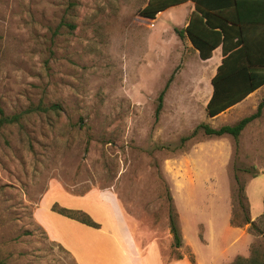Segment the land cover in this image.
I'll return each mask as SVG.
<instances>
[{
	"label": "rangeland",
	"instance_id": "rangeland-1",
	"mask_svg": "<svg viewBox=\"0 0 264 264\" xmlns=\"http://www.w3.org/2000/svg\"><path fill=\"white\" fill-rule=\"evenodd\" d=\"M145 4L0 0V112L61 108L60 117L50 111L23 115L20 124L0 130V257L6 264H76L51 239L72 237L65 224L73 227L70 220L51 211L55 203L93 208L96 218L88 215L117 247L115 197L137 247L157 242L162 261L172 256L167 194L178 215L181 252L198 264L247 257L258 240L245 228L229 227L224 214L230 218L233 167L259 173L246 196L250 213L262 212L264 114L237 145L230 136L208 138L198 126H232L254 114L264 94L238 104L249 107L209 118L205 106L217 57L201 61L187 39L167 27L185 24L184 8L151 26L138 15ZM120 251L125 256L128 250ZM126 254L122 264H153ZM81 258L110 264L101 253Z\"/></svg>",
	"mask_w": 264,
	"mask_h": 264
},
{
	"label": "trees",
	"instance_id": "trees-1",
	"mask_svg": "<svg viewBox=\"0 0 264 264\" xmlns=\"http://www.w3.org/2000/svg\"><path fill=\"white\" fill-rule=\"evenodd\" d=\"M188 1L194 4V10L188 16L186 26L183 29L174 27L173 32L178 38L185 37L188 40L201 61L210 59L212 52L220 47L221 62L210 80L211 95L205 106L206 115L215 118L264 86V0H146L138 15L146 20H154L160 12ZM167 88L168 83L157 97L156 117L161 111ZM263 110L264 101L258 104L254 114L232 126L213 129L200 124L198 129H201L208 138L230 136L237 145V139L244 128L260 117ZM49 111L60 117L61 108L57 104L50 107L39 105L12 116L0 112V130L20 124L23 115L37 112L48 114ZM239 173L249 174L250 179L259 175L258 172H250L247 169L232 168L229 186L231 207L229 226L236 229L245 228L248 234L258 240L251 244L247 257L237 255L231 262L225 264H264V198L262 214L252 221L245 192L249 179L246 181L240 178ZM167 207V228L171 239L172 256L162 264H173L185 258L191 264H195L193 254L181 252L182 236L178 215L168 194ZM51 211L89 228L100 229V225L81 210L66 209L55 203L51 206ZM0 264H6L1 257Z\"/></svg>",
	"mask_w": 264,
	"mask_h": 264
},
{
	"label": "crops",
	"instance_id": "crops-1",
	"mask_svg": "<svg viewBox=\"0 0 264 264\" xmlns=\"http://www.w3.org/2000/svg\"><path fill=\"white\" fill-rule=\"evenodd\" d=\"M179 8H184L185 9V13L183 14V17H184V20H185V24H183V26H181V27H178L177 25H175L173 23H169V24H167V27L168 28H172V29L174 27L177 28V29H183L186 26L188 16L194 10V4L192 2H190V1L182 3V4L174 6V7H170L168 9H166L165 11L160 12L156 16V18L154 20H149V21H157L158 18H161V17H163L164 15H167V14H171L172 12H175ZM164 21H168V20H164ZM194 53L197 54L196 51H194ZM215 56L217 57V62L214 65V69H213V72H212L213 75L215 74L217 66L221 62L222 54H221L220 47L215 49L212 52L211 58L215 57ZM263 94H264V86H262L261 88H259L258 90H256L252 94H250L242 102H244L246 99H249V98H251L253 96L256 98V97L261 96ZM242 102H240V103H242ZM246 107H249V105H238L237 104V105L233 106L232 108L228 109L227 111H225L224 113H222V114H220L218 116L221 117V116H224L227 112H229L231 110H237V109L241 110V109H244ZM263 114H264V110L262 111L261 116ZM248 125H250V123ZM247 126L244 128L242 133L246 130ZM223 137L213 138V139L215 141H219ZM261 173H263V172H261ZM256 178L249 179L247 181V184L251 180H254ZM247 184H246V187H245V192L247 191ZM99 191H101V190H99ZM103 191L106 192L108 190H102L101 192H103ZM260 197H261V199L263 201L264 190L260 193ZM115 198L113 199V204H114V207L117 210L116 213L118 212L117 213L118 214V216H117V220L118 221L115 220L116 222L113 223V228H118L119 231H117L118 235L116 234V237H114L112 239H114L116 243H119V245L117 247L113 246V242L111 240H105V237H103V236L106 234V232H104L102 228H100L98 230L92 229V228H89V227H87L85 225H82V224H80V223H78L76 221L70 220V219H68V220H70V223L73 224V227H74V229H75V231L77 233H75L73 227L71 225H69L65 221L66 229H68V230L72 229V232L70 233V235L72 237H65V235H61L60 237H58V236H53L52 237L51 236V239H53L54 242L55 241L56 242H60L63 245L64 250H66L69 254H71L73 259L74 258L76 259V261H77L76 264H84V261L81 258L82 255L84 256V252H86V253L89 252V255L93 254V256L95 254L98 255V254L101 253L110 262V264H114V263L117 264V259L119 260L120 264H122L125 261V259H126V258L125 259L123 258V257H125L127 255L126 253H129L131 259L133 258L132 260H136L137 262L142 261V262L145 263V262H147L146 259H148V263L152 262L153 264H162L163 261H162V257H161V254H160V249H159V246H158L157 242L152 241V242L146 244L142 248L141 247H139V248L137 247L136 240H135L133 234L130 232V230H129L126 222H125V218L123 217L121 212L118 210V206H117V201L118 200H117V198L116 199ZM262 206H263V204H262ZM73 208L74 209H82L84 212L89 214L91 217H93V218L95 217L96 218V213L94 212L93 208H91V210L90 209H86V208H82V207H73ZM262 212H263V209H262ZM262 212L261 213H256L255 215H252L250 213L251 220L252 221L256 220L262 214ZM228 213H229V209H228ZM224 217H225V220L227 221V224H229V222H228L229 215L227 214V212H225ZM232 229H234L236 231H242L241 229H236V228H232ZM99 234H102V235L100 236ZM116 238H118V239H116ZM90 242H92V244ZM237 242H238L237 238H235L229 244H231V243L232 244H236ZM229 244H227V245H229ZM122 248H124V250H125V248H127V250H128L125 253V256H123L122 252L120 251ZM118 252H121V253L118 254ZM150 254H152V255H150ZM117 256H118V258H117ZM131 259H127V260L130 261ZM231 261L232 260H229V261L227 260V262H225V263H229ZM173 264H175V263H173ZM195 264H198L196 262V260H195ZM211 264H215V263L212 262Z\"/></svg>",
	"mask_w": 264,
	"mask_h": 264
},
{
	"label": "built area",
	"instance_id": "built-area-1",
	"mask_svg": "<svg viewBox=\"0 0 264 264\" xmlns=\"http://www.w3.org/2000/svg\"><path fill=\"white\" fill-rule=\"evenodd\" d=\"M150 22H151L150 24H151V26H152L153 23H152V21H150Z\"/></svg>",
	"mask_w": 264,
	"mask_h": 264
}]
</instances>
